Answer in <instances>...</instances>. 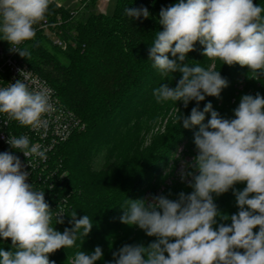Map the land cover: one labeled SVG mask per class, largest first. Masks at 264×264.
I'll return each mask as SVG.
<instances>
[{
    "label": "clouds",
    "instance_id": "obj_1",
    "mask_svg": "<svg viewBox=\"0 0 264 264\" xmlns=\"http://www.w3.org/2000/svg\"><path fill=\"white\" fill-rule=\"evenodd\" d=\"M50 3L0 0V40L27 57L28 51L19 46L35 38L34 26L45 19ZM125 14L137 20L150 16L146 7H126ZM159 24L163 30L156 32L148 59L161 75L179 72L182 77L175 87L161 84L153 95L158 103L180 101L185 108L190 101L197 104L190 115L176 118L185 129H199L194 133L198 154L180 173L192 191L180 192L175 200L165 195L150 202L128 200L120 221L156 240L147 247L123 245L109 264H264V96L243 95L234 119L222 118L210 102L201 111L199 103L206 96L219 97L228 81L213 67L185 63L198 42L206 58L247 67L252 78L264 76V7L253 0H179L161 8ZM20 76L0 88V114L22 126L45 127L43 117L54 107L51 92L31 88L28 72L20 70ZM205 113H210L207 123ZM6 142L28 159H46L26 135H9ZM28 177L18 156L0 152V238L12 243L11 251L0 248V264H55L51 254L73 247L93 227L88 215L77 218L74 212L72 227L56 230L44 191L34 189ZM237 183L246 187L234 191L239 210L229 217L218 210L214 194L220 196ZM62 215L56 214V224L64 222ZM217 217L230 219V225L214 228ZM102 257L97 246L91 254L76 252L71 264H96Z\"/></svg>",
    "mask_w": 264,
    "mask_h": 264
},
{
    "label": "trees",
    "instance_id": "obj_2",
    "mask_svg": "<svg viewBox=\"0 0 264 264\" xmlns=\"http://www.w3.org/2000/svg\"><path fill=\"white\" fill-rule=\"evenodd\" d=\"M115 1L111 15L96 10L98 0H85L78 8L51 2L45 19L61 17L67 49L55 47L42 30H36L35 38L21 45L29 55L20 57L48 81L82 125L52 155L47 183L41 189L53 211L52 226L56 230L71 228L74 212L77 218L88 215L93 227L73 247L51 254L49 259L55 264H71L76 252L91 254L97 246L102 248L103 257L96 264H109L113 252L125 244L147 247L156 237L120 221L128 200L150 202L159 195L175 200L180 192L192 191L180 173L198 154L194 133L199 129H185L176 118L190 115L197 104L190 101L185 108L180 101L158 103L153 90L163 83L175 87L182 74L161 75L148 59L156 32L163 30L159 24L161 8L179 0ZM253 2L264 7V0ZM126 7H146L150 16L131 19L125 14ZM0 45L9 43L0 40ZM202 51L197 42L185 63L213 67L228 86L219 97L206 96L199 103L201 111L210 102L222 118L234 119V109L243 95L264 96V76L252 78L247 67L223 65L218 59L206 58ZM169 58L176 59L170 53ZM208 119L210 113H205L204 123ZM152 128L158 130L153 132L151 143L144 146ZM245 187L246 183H237L220 196L214 194L218 210L229 217L238 213L234 191ZM61 209L64 222L56 224L55 216ZM220 223L230 225L231 221L217 217L214 228ZM0 248L11 251V239L0 238Z\"/></svg>",
    "mask_w": 264,
    "mask_h": 264
},
{
    "label": "built area",
    "instance_id": "obj_3",
    "mask_svg": "<svg viewBox=\"0 0 264 264\" xmlns=\"http://www.w3.org/2000/svg\"><path fill=\"white\" fill-rule=\"evenodd\" d=\"M74 1L79 7H82L85 2V0ZM77 12L73 10V14H77ZM62 23L63 20L58 17L55 20L44 19L34 27L49 36L55 47L67 49V42L62 38ZM19 47L21 48V45ZM20 70L28 72L31 88L50 90L54 107L51 113L43 117L46 126L40 129L22 126L16 121L9 120L6 114H0V152L9 151L18 156L24 164L25 170L29 172L27 182L33 184L34 188L37 187V190H42V186L47 183L46 173L52 155L58 146L80 130L82 125L76 114L62 103L54 88L44 77L35 72L17 52H13L10 45H0V88L7 87L9 82L21 79ZM9 135L16 137L28 136L32 144L45 152L46 159L41 160L35 156L28 159L22 152L12 149L6 142ZM56 209L58 208L56 207ZM62 211L61 209L60 213Z\"/></svg>",
    "mask_w": 264,
    "mask_h": 264
},
{
    "label": "rangeland",
    "instance_id": "obj_4",
    "mask_svg": "<svg viewBox=\"0 0 264 264\" xmlns=\"http://www.w3.org/2000/svg\"><path fill=\"white\" fill-rule=\"evenodd\" d=\"M106 0H98V3H97V6H96V10L97 11H101V12H104L106 14H113L114 10H115V7H116V1L115 0H109V1H106ZM51 2H56L57 4H60V5H63V6H67V7H79L77 6V3H75L74 0H51ZM49 47V49L51 51L54 50V47L53 46H50V44L47 45ZM61 58V56H60ZM158 128H152L151 131H150V134L146 135L144 138L145 141H144V146H147L151 143V140H152V134L154 131H157ZM180 169V168H178ZM190 179V178H188ZM185 182L187 183V180H185Z\"/></svg>",
    "mask_w": 264,
    "mask_h": 264
}]
</instances>
